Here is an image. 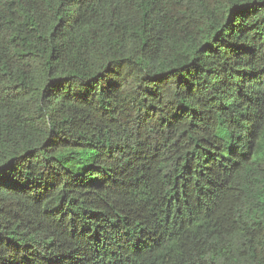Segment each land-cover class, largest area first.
<instances>
[{"label":"trees","instance_id":"obj_1","mask_svg":"<svg viewBox=\"0 0 264 264\" xmlns=\"http://www.w3.org/2000/svg\"><path fill=\"white\" fill-rule=\"evenodd\" d=\"M0 264H264V0H0Z\"/></svg>","mask_w":264,"mask_h":264}]
</instances>
